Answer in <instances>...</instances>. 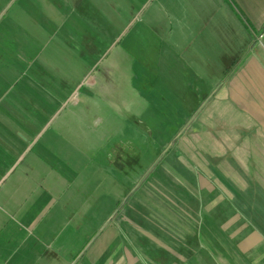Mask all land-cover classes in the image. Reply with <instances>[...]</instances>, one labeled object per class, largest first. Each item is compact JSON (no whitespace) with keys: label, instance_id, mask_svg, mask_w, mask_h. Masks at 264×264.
<instances>
[{"label":"crops","instance_id":"obj_1","mask_svg":"<svg viewBox=\"0 0 264 264\" xmlns=\"http://www.w3.org/2000/svg\"><path fill=\"white\" fill-rule=\"evenodd\" d=\"M124 17L159 43L161 91L185 120L176 137L210 162L200 193L242 200H162L157 170L90 153L105 143L97 113L132 117L121 73L131 88L135 66L148 71L111 55ZM65 25L80 34L57 37ZM263 40L264 0H0V264H264Z\"/></svg>","mask_w":264,"mask_h":264},{"label":"rangeland","instance_id":"obj_2","mask_svg":"<svg viewBox=\"0 0 264 264\" xmlns=\"http://www.w3.org/2000/svg\"><path fill=\"white\" fill-rule=\"evenodd\" d=\"M20 2L22 3V1H19L16 4V8H18ZM41 4L43 5L42 1ZM31 5L30 2L25 10H31ZM45 10L46 9H42V11ZM90 19L96 20V18L92 17H90ZM130 19L131 18L128 17L121 18V29L124 30V28H126L121 34L120 43L115 45L117 47L111 55L116 56V53L120 52L121 55L124 56L126 55L124 52L128 51L140 62L144 63L146 61L148 64V71L144 70L143 64H137L134 70L135 78L132 77L131 80L133 81V86H131V88L128 87V80L125 78V73H121L120 76L123 81H120L122 85L118 93V95L121 94V97L117 99L118 105L122 112L127 109V111L132 114V117H130V122L127 123L126 121H128V118L126 119L124 114L118 115L116 112H113L110 116L102 115L104 116L103 118L97 113L96 118L98 120L100 118V121L104 120V128L98 129V132L102 135V138L104 137L105 143L99 144L98 147L96 146V150H90L89 148V151H91L90 153L94 151H96V153H101V148H105L109 155H113L111 153L117 152L121 154L122 157L126 158V163H122L126 165V170L132 174L135 173V171L137 175L144 174L147 167H149V169L152 168L154 172L157 170L154 177L151 179V184L154 191L158 192L162 200L167 199L165 195L168 197V200L172 201L187 199L215 200L216 198H223L226 195L232 196L234 200H242L243 198L240 193H220L216 192V190L213 191V193H206V196H204V193H200L203 191L201 188L203 185H208V183L212 184L208 182L211 181L212 178L205 176L202 170L204 169L202 167L207 168L210 162L198 160L200 156V154H198V147H194L192 142L181 144L182 142L178 141L176 135L180 132V127L184 124L185 120L182 112L177 111L179 99L171 93L169 94L171 98H165L161 91L160 59L156 62L159 53L155 49V46L159 43L152 35L146 33V35L142 36L143 38L137 37V39L134 29L131 30L130 25L128 26ZM142 20L144 21L145 17H142ZM82 24L84 26L82 35L84 38L91 40L93 36H95L93 32L95 28L89 26L91 23H87L86 21H83ZM55 29L58 30V28L53 27V30ZM70 29L71 26L65 25L63 29L56 33V36L59 37L60 34L63 36L65 32H75ZM77 33L79 32H75V34ZM109 34L111 33L99 34V36L104 38L105 47L111 42L110 37H112L113 34L110 36ZM249 36L250 40L254 37L253 33L250 32ZM149 38L150 40H148ZM76 43L78 42L76 41ZM254 49L255 52L259 53V57L264 64V48L256 44ZM125 101L127 103H125ZM134 116L136 118H134ZM108 117L111 118V122L109 123L107 122ZM150 132L152 136H154V139L170 140V138H174L168 143L163 142L158 145L154 143L151 145V142L154 140L152 141L150 139ZM186 137L188 139V135ZM129 142L132 143L130 144ZM119 154L117 155L118 157H120ZM224 163L225 162L222 163V166ZM211 164L215 166L216 162H211ZM232 164L240 167L236 162H232ZM161 165L165 171L162 170ZM217 166H219V164ZM236 170L239 171V169ZM234 179L237 183L244 184V176ZM143 180L141 181V177H138L137 184H143ZM217 180L219 184L225 181V179L221 177H217ZM183 194L186 196L185 199H183ZM199 196H201V198ZM234 211L239 213L242 212L238 208ZM234 218L233 223L235 221ZM234 228H236L235 225Z\"/></svg>","mask_w":264,"mask_h":264},{"label":"built area","instance_id":"obj_3","mask_svg":"<svg viewBox=\"0 0 264 264\" xmlns=\"http://www.w3.org/2000/svg\"><path fill=\"white\" fill-rule=\"evenodd\" d=\"M69 264H81V263H79L78 261H72V262L69 263Z\"/></svg>","mask_w":264,"mask_h":264}]
</instances>
